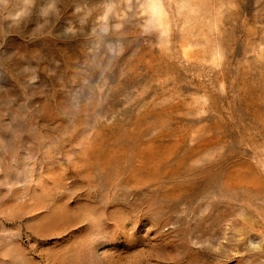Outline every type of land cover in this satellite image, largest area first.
Instances as JSON below:
<instances>
[{
  "label": "rangeland",
  "instance_id": "obj_1",
  "mask_svg": "<svg viewBox=\"0 0 264 264\" xmlns=\"http://www.w3.org/2000/svg\"><path fill=\"white\" fill-rule=\"evenodd\" d=\"M0 264H264V0H0Z\"/></svg>",
  "mask_w": 264,
  "mask_h": 264
}]
</instances>
